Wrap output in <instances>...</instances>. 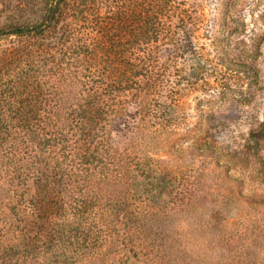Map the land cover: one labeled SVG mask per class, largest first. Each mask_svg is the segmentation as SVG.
I'll return each mask as SVG.
<instances>
[{"label":"rangeland","instance_id":"1","mask_svg":"<svg viewBox=\"0 0 264 264\" xmlns=\"http://www.w3.org/2000/svg\"><path fill=\"white\" fill-rule=\"evenodd\" d=\"M89 2L87 20L72 22L64 44L58 30L44 42L49 53L35 52L47 67L73 43L93 47L101 34L92 19L124 3ZM45 5L0 0V24H27ZM126 9L124 63L107 64L97 47L88 68L79 60L38 72L41 118L62 125L51 131L61 140L47 151L50 163L70 164L82 143L79 130H65L67 106L82 105L60 104L52 83L80 101L96 89L102 105H95L101 115L91 142L102 167L123 179L92 184L87 197L95 202L83 213L62 194L49 223L38 221L27 233L18 219L32 212L20 197L27 180L19 171L28 159L19 160L25 148L12 137L0 147V264H264V146L250 137L264 131V0H132ZM14 43L2 41L0 51ZM151 173L162 179L156 187L145 180Z\"/></svg>","mask_w":264,"mask_h":264},{"label":"trees","instance_id":"2","mask_svg":"<svg viewBox=\"0 0 264 264\" xmlns=\"http://www.w3.org/2000/svg\"><path fill=\"white\" fill-rule=\"evenodd\" d=\"M123 2L117 11L103 19L97 16L92 19L93 28L101 34V38L94 42L93 47L84 46L79 42L73 43L72 51L66 50V53L61 55L63 56L61 59L56 60L52 57L53 65L50 68L47 67V61L42 59L44 54L51 50V46L44 43L45 40L49 35L62 30L59 38L61 44H64L68 40V31L74 28L72 22L87 20L90 11L89 0H74L72 3L68 0H45L44 14L36 20L27 24H0V43L7 39L19 42L0 51V147L2 148V145L15 138L17 143L19 142V147L25 148L24 153L19 155L21 157L19 160H28L23 165L24 168L20 169L19 178L27 180V186L20 197L28 204V207L29 204L32 205V212L22 215L23 217L19 216L18 220L21 221L20 224L23 223V227H26L27 233L30 232L31 225L37 224L38 221L45 226L49 223L50 213L55 209L59 210L60 201H65L62 194L71 197L68 200L71 210L83 213L95 202L94 198L89 200L87 197L90 195L89 188L92 184L105 183L117 178L123 179L121 174H117L114 178L108 173L109 169L102 167L101 156L103 155H100L98 150L95 151L97 148L94 149L91 142L94 141V137L91 136L94 126L101 115L100 109L95 105H102L100 94L95 91L96 89L81 96L80 101L77 93L66 91V88L60 85L61 83H52L59 94L60 104L75 105L78 101L77 104L82 105L74 109L67 106L66 113L70 121L65 125V130L66 128L79 130V140H82V143L78 144L79 151L73 154L75 158L70 160V164H66V158L63 161L57 158L53 165L50 163L47 151L58 146L54 143L61 140L57 137V141H54L51 131L55 128L54 125L58 126L57 129L62 125H59L57 121L52 124L41 118L43 83L38 75L39 71L42 72L48 68L53 72L64 63L67 64L68 69L72 68L79 60L88 68L96 62L97 47L104 53V59H101L107 64L124 63L123 53L126 50V43L122 42L121 35L129 32L130 29L128 23L130 7L127 10L126 4L131 6L132 0H123ZM150 20L151 18L148 17V22ZM117 34L120 38H117ZM36 51L45 53L36 56ZM248 68L241 64L238 69L248 74ZM11 70H17L16 75H9ZM121 77L119 86L123 88L126 73L123 72ZM72 78L74 77L70 75V78L65 80L71 82ZM112 87L110 83L105 90L110 91ZM9 91L15 92L14 99H11ZM11 102L15 105H11ZM57 116L61 118L62 114L58 112ZM13 128L15 131H12ZM63 132H59L58 136H64ZM250 137L264 146V131L260 132L256 129L252 131ZM12 144L14 145V141ZM66 155L67 158L70 156V154ZM145 180L154 187L162 181L161 177L152 173ZM71 185L78 188L80 193L76 195L80 196L74 195L76 188H70ZM26 240L28 241V235ZM47 242L45 241L46 245ZM27 244L29 246V242Z\"/></svg>","mask_w":264,"mask_h":264}]
</instances>
